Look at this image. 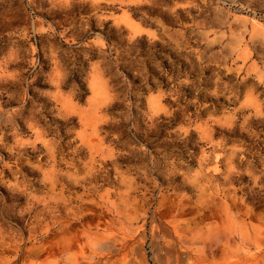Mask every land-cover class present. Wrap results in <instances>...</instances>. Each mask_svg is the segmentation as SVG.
<instances>
[{
  "label": "rangeland",
  "instance_id": "obj_1",
  "mask_svg": "<svg viewBox=\"0 0 264 264\" xmlns=\"http://www.w3.org/2000/svg\"><path fill=\"white\" fill-rule=\"evenodd\" d=\"M0 264H264V0H0Z\"/></svg>",
  "mask_w": 264,
  "mask_h": 264
}]
</instances>
